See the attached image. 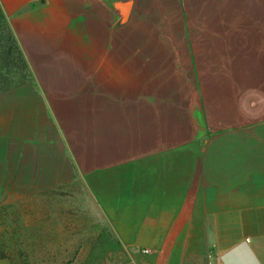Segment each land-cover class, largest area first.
Returning a JSON list of instances; mask_svg holds the SVG:
<instances>
[{"label": "crops", "instance_id": "crops-1", "mask_svg": "<svg viewBox=\"0 0 264 264\" xmlns=\"http://www.w3.org/2000/svg\"><path fill=\"white\" fill-rule=\"evenodd\" d=\"M0 195L44 264H264V0H0Z\"/></svg>", "mask_w": 264, "mask_h": 264}, {"label": "rangeland", "instance_id": "rangeland-1", "mask_svg": "<svg viewBox=\"0 0 264 264\" xmlns=\"http://www.w3.org/2000/svg\"><path fill=\"white\" fill-rule=\"evenodd\" d=\"M8 198L0 195V264H44V259L38 256H43L50 243L42 232L36 233L37 237L29 235V227L19 224V220L29 218L30 211L14 210ZM37 213L43 219L44 210ZM89 248L92 249V243Z\"/></svg>", "mask_w": 264, "mask_h": 264}, {"label": "built area", "instance_id": "built-area-1", "mask_svg": "<svg viewBox=\"0 0 264 264\" xmlns=\"http://www.w3.org/2000/svg\"><path fill=\"white\" fill-rule=\"evenodd\" d=\"M142 253H147V251L144 250V251H142Z\"/></svg>", "mask_w": 264, "mask_h": 264}]
</instances>
